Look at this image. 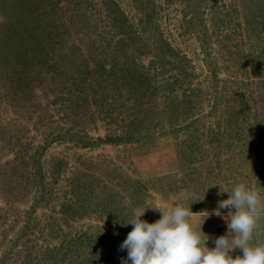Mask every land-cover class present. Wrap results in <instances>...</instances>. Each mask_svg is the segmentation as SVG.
Returning a JSON list of instances; mask_svg holds the SVG:
<instances>
[{
	"label": "rangeland",
	"instance_id": "obj_1",
	"mask_svg": "<svg viewBox=\"0 0 264 264\" xmlns=\"http://www.w3.org/2000/svg\"><path fill=\"white\" fill-rule=\"evenodd\" d=\"M238 183L264 204V0H0V264H118L135 211L227 225Z\"/></svg>",
	"mask_w": 264,
	"mask_h": 264
},
{
	"label": "clouds",
	"instance_id": "obj_2",
	"mask_svg": "<svg viewBox=\"0 0 264 264\" xmlns=\"http://www.w3.org/2000/svg\"><path fill=\"white\" fill-rule=\"evenodd\" d=\"M227 192L228 198L218 202L214 214L225 218L221 210H227V230L209 240L202 229L193 227L189 217L195 214L187 207L177 205L161 213L159 219L148 222L142 219L146 211H135L132 218L122 226L132 225L119 245L126 250L121 264H264V243H252L258 220L264 215L261 195L245 183L235 184ZM205 218L209 216V213ZM202 221V223H203ZM239 249L240 254L232 253Z\"/></svg>",
	"mask_w": 264,
	"mask_h": 264
},
{
	"label": "crops",
	"instance_id": "obj_3",
	"mask_svg": "<svg viewBox=\"0 0 264 264\" xmlns=\"http://www.w3.org/2000/svg\"><path fill=\"white\" fill-rule=\"evenodd\" d=\"M206 214L203 213V215L198 216L194 223H192L193 227L199 230V227L201 225L202 231L208 235L209 240L207 241V244L210 243V241H213L215 237H218L222 234H224L227 230V225H224V223H218L215 220V216H208L207 218H203ZM203 221V223H202ZM225 222V221H223ZM252 243H264V215L261 216V218L258 220V226L254 232ZM239 249L235 250L238 251ZM234 251V252H235ZM118 264H121L119 262Z\"/></svg>",
	"mask_w": 264,
	"mask_h": 264
},
{
	"label": "built area",
	"instance_id": "obj_4",
	"mask_svg": "<svg viewBox=\"0 0 264 264\" xmlns=\"http://www.w3.org/2000/svg\"><path fill=\"white\" fill-rule=\"evenodd\" d=\"M237 254H240V250H238L237 253L234 254V256L237 255Z\"/></svg>",
	"mask_w": 264,
	"mask_h": 264
}]
</instances>
